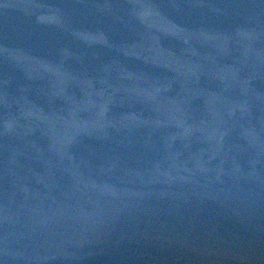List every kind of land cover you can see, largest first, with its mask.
<instances>
[{
    "label": "water",
    "instance_id": "95a60500",
    "mask_svg": "<svg viewBox=\"0 0 264 264\" xmlns=\"http://www.w3.org/2000/svg\"><path fill=\"white\" fill-rule=\"evenodd\" d=\"M0 264H264V0H0Z\"/></svg>",
    "mask_w": 264,
    "mask_h": 264
}]
</instances>
